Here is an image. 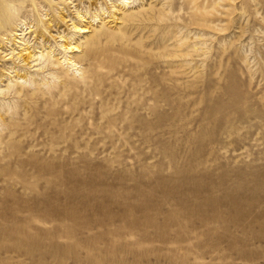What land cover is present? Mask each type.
I'll use <instances>...</instances> for the list:
<instances>
[{
	"label": "rangeland",
	"instance_id": "obj_1",
	"mask_svg": "<svg viewBox=\"0 0 264 264\" xmlns=\"http://www.w3.org/2000/svg\"><path fill=\"white\" fill-rule=\"evenodd\" d=\"M10 4L0 264H264V0Z\"/></svg>",
	"mask_w": 264,
	"mask_h": 264
},
{
	"label": "bare ground",
	"instance_id": "obj_2",
	"mask_svg": "<svg viewBox=\"0 0 264 264\" xmlns=\"http://www.w3.org/2000/svg\"><path fill=\"white\" fill-rule=\"evenodd\" d=\"M23 1V0H21ZM124 1V0H123ZM10 2L12 3V0H0V29H12V26L14 25V29L16 31H22V32H25L27 30L31 31V28L30 26L26 27V24L24 23L25 21L22 20V21H19L18 23L15 22L13 20V17H12V14L16 13L17 14V10L14 9L12 7V4H10ZM27 19V18H25ZM24 21V22H23ZM15 31V32H16ZM35 167V166H34ZM37 167V166H36ZM51 172V171H50ZM49 173V172H48ZM6 175V174H5ZM184 175V174H183ZM50 178V177H49ZM47 179V178H46ZM45 181V180H44ZM9 182V181H8ZM262 182V181H261ZM263 183V182H262ZM12 184V183H11ZM51 184V183H50ZM256 184V183H255ZM258 184V183H257ZM260 184V183H259ZM262 185V184H260ZM197 186V184H196ZM264 186V185H263ZM27 187V186H26ZM257 187V186H256ZM254 187V188H256ZM54 188V187H52ZM253 188V187H252ZM23 189V188H22ZM212 189V188H211ZM232 189V188H231ZM33 190V189H32ZM199 190V189H197ZM203 190V189H202ZM252 190V189H251ZM56 191V190H55ZM250 191V190H249ZM69 192V191H68ZM71 192V191H70ZM210 192V191H209ZM215 192V191H214ZM226 192V191H225ZM233 192V191H232ZM237 192V191H236ZM260 192V191H259ZM11 193V192H10ZM56 193V192H55ZM230 193V191H229ZM250 193V192H249ZM262 193V192H261ZM68 194V193H67ZM226 194V193H225ZM259 194V193H258ZM81 195V194H80ZM84 195V194H83ZM87 195V194H86ZM93 195V194H92ZM252 195V194H251ZM38 196V195H37ZM66 196V195H65ZM254 196V195H253ZM36 197V196H35ZM54 197V196H53ZM83 197V196H82ZM255 197V196H254ZM56 198V197H55ZM234 198V197H233ZM260 198V197H259ZM1 199V198H0ZM182 199V198H181ZM180 199V200H181ZM236 199V198H234ZM60 200V199H59ZM91 200V199H90ZM238 200V199H237ZM42 201V199H41ZM62 201V200H61ZM233 201V200H232ZM236 201V200H235ZM259 201V200H257ZM28 202V201H27ZM49 202V201H48ZM54 202V201H53ZM237 202V201H236ZM25 203V202H24ZM51 204V203H50ZM234 204V203H233ZM238 204V203H237ZM28 205V204H27ZM38 205V204H37ZM247 205V204H246ZM250 205V203L248 204ZM45 206V205H44ZM47 206H50V205H47ZM251 206V205H250ZM18 207V206H17ZM37 207V206H36ZM247 207V206H246ZM28 208V207H27ZM69 208V207H68ZM252 208V207H251ZM8 209V208H7ZM40 209V208H39ZM43 209V208H42ZM250 209V208H249ZM20 210V209H19ZM69 210V209H68ZM67 210V211H68ZM233 210V209H232ZM36 211V210H35ZM11 212V211H10ZM14 212V211H13ZM48 213V212H47ZM68 213V212H67ZM75 213V212H74ZM13 214V213H12ZM60 214V213H59ZM9 215V214H8ZM36 216V215H35ZM46 216V214H45ZM6 218V217H5ZM17 219V218H16ZM59 219V218H58ZM14 224V223H13ZM15 225V224H14ZM29 225V224H28ZM6 227V226H5ZM10 229V228H9Z\"/></svg>",
	"mask_w": 264,
	"mask_h": 264
}]
</instances>
